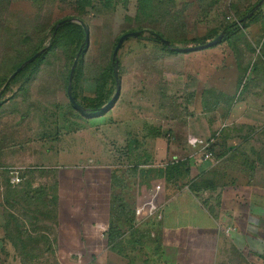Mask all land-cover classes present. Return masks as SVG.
<instances>
[{"label":"rangeland","instance_id":"rangeland-1","mask_svg":"<svg viewBox=\"0 0 264 264\" xmlns=\"http://www.w3.org/2000/svg\"><path fill=\"white\" fill-rule=\"evenodd\" d=\"M83 1L0 0V219L10 264H176L168 230L173 211L162 200L175 187L189 186L186 178L169 180L166 168L179 159L173 130L189 117L186 107L194 97L180 53L167 52L150 32L173 41L172 48L200 46L180 42L219 32L260 0H90L89 7ZM65 20L89 35L82 76L73 85L86 115L72 108L66 94L65 75L85 38L73 31L2 91L15 66L34 50L48 49L52 28ZM255 20L264 31V17ZM136 31L143 32L117 54V101L104 115H92L93 105L106 102L102 109L116 94L107 74L112 46ZM220 52L216 45L185 53L187 64L189 58L220 63ZM216 91L209 89L206 97L212 100ZM12 169L22 176L20 188L7 183ZM22 191L29 200L21 199ZM199 194L197 207L211 211ZM198 211V221L206 223L203 208L181 211L183 223ZM246 244L225 247L215 257L211 249L196 251L191 264H264L263 241L257 252Z\"/></svg>","mask_w":264,"mask_h":264},{"label":"crops","instance_id":"crops-1","mask_svg":"<svg viewBox=\"0 0 264 264\" xmlns=\"http://www.w3.org/2000/svg\"><path fill=\"white\" fill-rule=\"evenodd\" d=\"M247 15L236 22L239 24ZM250 18L240 23L235 34L217 44L220 63L189 58L187 64L188 54L178 55L194 101L186 107L189 117H183V124L174 127L179 147L175 155L179 159L170 163L186 164L188 175L182 178L189 181V186L178 183L167 200L165 196L166 202L162 200L167 203V211H173L172 228L168 226V230L173 235L176 258L172 260L176 264H191L196 251L204 255L211 249L210 257H215L225 247L238 249L247 243L257 252L261 240L264 244V31ZM211 88L217 91L209 100L206 91ZM189 137L205 143L212 140L209 151L213 158L204 160L205 152L193 150L187 142ZM183 149L191 154L182 157ZM199 186L204 187L199 190ZM195 194L204 195V204L211 207V211L202 207L208 212L202 214L207 222L198 221V211L192 218L187 214L190 219L183 223L185 214L180 217L181 211L202 209L197 207ZM4 222L0 219V264H10L13 260L3 234ZM230 227L236 232L225 233ZM186 249L189 256L183 252Z\"/></svg>","mask_w":264,"mask_h":264},{"label":"trees","instance_id":"trees-1","mask_svg":"<svg viewBox=\"0 0 264 264\" xmlns=\"http://www.w3.org/2000/svg\"><path fill=\"white\" fill-rule=\"evenodd\" d=\"M83 6H85V7H89L90 6V4H91V1L90 0H84L83 1V3H81ZM257 4V3H256ZM256 4H254V5H252L249 9H247L245 12H244V14H243V16H245L246 14H248V13H250L252 10H253V8H254V6L256 5ZM263 6H261L257 11H255L254 12V14L251 16V18L249 19V20H251V21H254L257 17H258V15L259 14H261V8H262ZM237 19H241V17L240 18H237ZM63 22V24L62 25H60L59 27H57V25L60 23V22H57V23H55V25H54V27L52 28V33H51V40H52V43H51V45H50V47H48V49H45L44 51H43V53L38 57V58H36L32 63H30L29 65H27L20 73H18L15 77H13V79L9 82V84L5 87V89H4V91H3V94H4V92H5V90H6V88H8V87H10L13 83H15L16 81H17V79H19L20 77H22L25 73H26V71L29 69V68H31V67H33V66H35V67H37L41 62H43V60L46 58V56L49 54V53H51L52 51H53V49L55 48V47H57V43H58V40H59V38L64 34V33H66V32H71V33H73V32H76V34H77V36H79L80 35V37H85V32H84V30H83V27H80L79 25H77V24H72V23H69V20H65V21H62ZM241 25L240 24H238L236 21L235 22H232L231 24H227L226 26H223L222 27V29L219 31V32H216V31H214V32H212V34L210 33L209 35H205V36H203V37H201V38H194V39H191V40H188V41H182V42H180L182 45H189V44H192V45H204V44H206L207 42H210V41H212L213 39H215L221 32H223V34H224V38L220 41V42H218V44H220L221 42H223L224 40H226L229 36H232L233 34H235L236 33V31H237V29L240 27ZM73 31V32H72ZM136 32H143V31H136ZM150 35L154 38V42H158V43H160L159 42V40L160 39H162L163 37H162V35L161 34H159V33H154V32H150ZM141 36V35H140ZM139 36V37H140ZM118 40V39H117ZM80 43L82 42V41H80V39L78 40ZM167 41H169L170 43H171V48H172V45H173V41H171V40H167ZM161 44V43H160ZM87 43L85 44V46L83 47V49L81 50V54H80V56H79V58H78V60H77V64H76V68H75V71H74V75H73V80H72V97L74 98V100L76 101V98H75V96H74V94H73V91H74V84L81 78V76H82V73H81V67H82V63H83V56H84V52L86 51V48H87ZM123 45V44H122ZM122 45H121V47H122ZM79 46H80V44L77 46V48H76V52L77 51H79L78 50V48H79ZM115 44L112 46V50L109 52V58H108V64H109V72L107 73V74H109L110 76H111V78H112V82L115 84V79H114V77H113V69H114V64L112 63V53H113V51H114V49H115ZM161 46L165 49V50H167V52H170L171 54H176V53H179V52H177L176 50H173V49H169V48H167L166 46H164V45H162L161 44ZM121 47H120V49H121ZM120 49H119V51H120ZM118 51V52H119ZM38 52V49H36V50H34L33 52H32V54L28 57V58H26V59H24V61H22V62H19L16 66H15V68H14V71L12 72V74L15 72V70L17 69V68H19L25 61H27L29 58H31L34 54H36ZM76 52H75V54H76ZM78 53V52H77ZM74 54V56L72 57V61H73V59L75 58V56L77 55H75ZM118 54V53H117ZM117 62H118V60H117ZM69 73H70V69H68L67 70V73H66V75H65V86H67V84H68V78H69ZM117 101V100H116ZM77 102V101H76ZM3 103L4 102H1L0 103V107L3 105ZM106 103V102H105ZM105 103H102V102H100V103H98V104H95V105H93V107L90 109V111L91 112H93V114L92 115H94V114H99V116H102V115H104V113L106 112V111H108V110H110L112 107H110L109 109H107V110H105V111H101V107L105 104ZM86 108H88V107H86ZM89 110V109H88ZM185 163H180V162H178L177 164H172V165H170V166H168L167 168H166V170H168V174H167V176H169V180H172L173 179V177H184V176H187L188 175V169H185ZM184 168V170H182ZM8 171V170H7ZM29 173H32V172H29ZM6 174V177H7V183H8V185H9V187L12 189H16V188H20L21 186H23V180H21V182L17 185V186H11L10 184H9V181H8V172H6L5 173ZM21 176V175H20ZM21 179H22V176H21ZM19 194L21 195V199L22 200H29L30 199V197H29V192H19ZM262 259H263V261H264V254L262 255Z\"/></svg>","mask_w":264,"mask_h":264},{"label":"water","instance_id":"water-1","mask_svg":"<svg viewBox=\"0 0 264 264\" xmlns=\"http://www.w3.org/2000/svg\"><path fill=\"white\" fill-rule=\"evenodd\" d=\"M264 4V0H260L253 8V10L249 13V15H247L245 18H243L239 24L242 22L244 23L247 19V17H250L254 14L255 11H257L262 5ZM63 22H60L57 27H59L60 25H62ZM85 32V38L83 41V44L80 46V49L73 61L72 67L70 69V73H69V78H68V84H67V89H66V94H67V98L68 101L70 103V105L72 106V108L77 111L78 113L82 114V115H86L88 113V110L84 107H82L81 105H79L74 98L72 97V80H73V75H74V71H75V67L77 64V60L81 54V50L83 49V47L85 46L86 42L88 41V32L84 29ZM141 35V32H130V33H126L124 35H122L119 39L118 42L115 46V49L112 53V63L114 64V69H113V76L116 82V94L114 96L113 99H111L109 101V103L101 109V111H105L107 109H109L110 107L114 106L115 104V100L118 98L119 94H120V81H119V77H118V62H117V53L121 47V45L128 39L130 38H138ZM224 37V34L221 33L219 34L215 39H213L212 41L204 44V45H200V46H196L193 48H171V43L167 40L164 39H160L159 42L166 46L167 48H171L173 50H176L179 53H190L193 51H201L210 47H213L215 45L218 44V42H220ZM44 50H41L39 52H37L36 54H34L31 58H29L27 61H25L19 68L16 69V71L9 77V79L7 80V82L5 83L2 91L5 89V87L8 85V83L13 79V77H15L18 73H20L23 68L27 65H29L30 63H32L36 58H38ZM2 94V92H1ZM0 94V97H1Z\"/></svg>","mask_w":264,"mask_h":264},{"label":"built area","instance_id":"built-area-1","mask_svg":"<svg viewBox=\"0 0 264 264\" xmlns=\"http://www.w3.org/2000/svg\"><path fill=\"white\" fill-rule=\"evenodd\" d=\"M261 15L264 17V5L261 8ZM187 142H188V145L190 147H194V148L199 147L200 148L199 150L205 152V154L203 156L204 160H211L213 158V153L211 151H209L210 145H211V143H213L212 140L205 143V142H201L200 140H197L195 138L189 137ZM7 172H8L9 184L11 186H17L22 180L21 176H20V172L18 170H15V169L8 170ZM156 190H160V187L157 186Z\"/></svg>","mask_w":264,"mask_h":264}]
</instances>
